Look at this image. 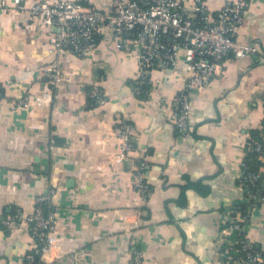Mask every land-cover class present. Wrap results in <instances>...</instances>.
Masks as SVG:
<instances>
[{
  "label": "crops",
  "instance_id": "0c3cea01",
  "mask_svg": "<svg viewBox=\"0 0 264 264\" xmlns=\"http://www.w3.org/2000/svg\"><path fill=\"white\" fill-rule=\"evenodd\" d=\"M183 1L195 15L194 0ZM226 1L200 0L209 20ZM82 3L108 11L111 0ZM14 7V0H0V264H23L34 246L26 227L3 229L4 217L31 214L47 195L55 247L44 264H130L133 250L142 264H224L235 236L223 222L245 205L240 165L264 113V0L247 1L234 35L256 53L229 56L205 90L188 94L185 138L163 103L185 89L181 60L152 73L149 96H135V59L115 49L107 28L89 57L57 56L48 50L51 29ZM56 60L62 80L51 106L30 101L15 110L26 93L47 89L43 69ZM94 87L103 91V105L90 102ZM120 122L135 131L132 158L147 164L146 200L133 188L129 167L114 162L113 127ZM245 236L264 254V205L251 212Z\"/></svg>",
  "mask_w": 264,
  "mask_h": 264
},
{
  "label": "built area",
  "instance_id": "2783aa9c",
  "mask_svg": "<svg viewBox=\"0 0 264 264\" xmlns=\"http://www.w3.org/2000/svg\"><path fill=\"white\" fill-rule=\"evenodd\" d=\"M83 1L44 0L27 6L22 0H14V8L51 29L48 50L57 56L89 57L98 45L102 30L107 28L115 49L131 54L135 59L138 72L130 88L135 96H149L152 73L175 67L181 60L188 75L185 89L170 101H163L170 110L171 122L179 138L188 134L191 113L188 94L205 90L229 56L243 58L256 53L255 47L234 40L249 0H227L212 20L205 15L200 0H194L193 16L183 0H111L108 11L87 9ZM2 12L6 14L7 10L3 8ZM43 77L47 89L26 93L13 103L15 110L27 108L30 101L38 108L51 106L55 87L62 80L57 60L43 69ZM88 97L97 105L106 102L98 87L92 88ZM257 131L256 139H247L243 154L244 159L252 155L258 166L249 170L245 161L240 165V182L246 191V212H234L223 222L224 228L235 236L234 246L223 253L224 264H264V254L255 250L245 236L251 212L264 205V113ZM113 132L119 141L114 162L129 167L133 188L146 200L151 194L147 164L131 155L135 151V131L128 123L120 122L113 127ZM1 224L6 231L21 226L27 228L34 246L24 255L23 264H35L36 261L44 264L50 259L55 247L52 237L55 211L48 195L36 199L31 214L23 215L15 210L6 215ZM130 264H142L139 251H132Z\"/></svg>",
  "mask_w": 264,
  "mask_h": 264
},
{
  "label": "trees",
  "instance_id": "16d2710c",
  "mask_svg": "<svg viewBox=\"0 0 264 264\" xmlns=\"http://www.w3.org/2000/svg\"><path fill=\"white\" fill-rule=\"evenodd\" d=\"M90 100V99H89ZM90 102L92 103V104H94L91 100H90ZM257 133H258V131L256 130V131H254V132H252V134L250 135V137L252 138V139H256L257 138ZM245 162H246V164H247V166H248V169L249 170H255L256 168H257V161L255 160V158L254 157H252V155H248V156H246L245 157V160H244ZM236 211H235V213H240V214H245V212H246V205H239V207H236ZM251 246L254 248V246L251 244ZM255 249V248H254ZM256 250V249H255ZM258 251V250H257ZM35 264H38V261H36L35 262Z\"/></svg>",
  "mask_w": 264,
  "mask_h": 264
}]
</instances>
